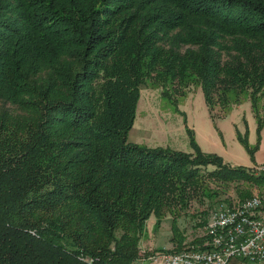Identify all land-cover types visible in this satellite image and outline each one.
Here are the masks:
<instances>
[{
    "label": "trees",
    "instance_id": "obj_1",
    "mask_svg": "<svg viewBox=\"0 0 264 264\" xmlns=\"http://www.w3.org/2000/svg\"><path fill=\"white\" fill-rule=\"evenodd\" d=\"M150 82L202 88L213 115L247 98L262 129L264 0H0V264H134L148 222L212 199L207 183L264 188L129 143ZM172 229L171 251L191 248Z\"/></svg>",
    "mask_w": 264,
    "mask_h": 264
},
{
    "label": "rangeland",
    "instance_id": "obj_2",
    "mask_svg": "<svg viewBox=\"0 0 264 264\" xmlns=\"http://www.w3.org/2000/svg\"><path fill=\"white\" fill-rule=\"evenodd\" d=\"M158 87L151 82L143 86L133 129L128 135L129 143L191 155L199 151L207 157H219L231 168L253 169L258 160L264 161V127L259 129L249 99L242 98L228 111L217 107L214 116L208 110L202 88L194 86L184 96L172 91L164 98ZM207 184L217 193L215 197L210 199L197 194L188 207L167 212L158 228L155 227L157 219L153 217L147 224L144 241L156 242L162 248L171 243L168 249L176 250L171 241L176 236L174 228L180 230L185 244L198 248L206 241V226L212 210L220 201L239 202L246 198L242 195L245 192L250 193L246 199L264 195L261 186L243 182L222 184L211 181ZM147 252L149 256L153 253Z\"/></svg>",
    "mask_w": 264,
    "mask_h": 264
},
{
    "label": "built area",
    "instance_id": "obj_3",
    "mask_svg": "<svg viewBox=\"0 0 264 264\" xmlns=\"http://www.w3.org/2000/svg\"><path fill=\"white\" fill-rule=\"evenodd\" d=\"M251 173L264 176V163ZM204 247L175 253L156 250L152 264H230L232 260L264 263V199L228 200L218 203L206 226Z\"/></svg>",
    "mask_w": 264,
    "mask_h": 264
},
{
    "label": "crops",
    "instance_id": "obj_4",
    "mask_svg": "<svg viewBox=\"0 0 264 264\" xmlns=\"http://www.w3.org/2000/svg\"><path fill=\"white\" fill-rule=\"evenodd\" d=\"M261 163H264L263 160H258V163L257 164H261ZM143 244V248L144 250L146 251H152V252H156V250H163V249H166L168 251H170L168 248H170L171 243L167 244L166 247L162 248V247H159L156 245V242H152V241H144L142 242ZM151 252V253H152ZM148 254L144 257H141V259L137 262H135L134 264H152L150 263L149 259H148ZM230 264H257V263H251V262H248V261H239V260H232ZM258 264H264V263H258Z\"/></svg>",
    "mask_w": 264,
    "mask_h": 264
},
{
    "label": "bare ground",
    "instance_id": "obj_5",
    "mask_svg": "<svg viewBox=\"0 0 264 264\" xmlns=\"http://www.w3.org/2000/svg\"><path fill=\"white\" fill-rule=\"evenodd\" d=\"M256 198H258V199H264V195H256L252 199H256ZM249 199H251V198H249Z\"/></svg>",
    "mask_w": 264,
    "mask_h": 264
}]
</instances>
